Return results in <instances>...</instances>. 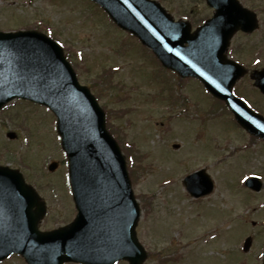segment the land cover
Segmentation results:
<instances>
[{
	"label": "rangeland",
	"instance_id": "374dc122",
	"mask_svg": "<svg viewBox=\"0 0 264 264\" xmlns=\"http://www.w3.org/2000/svg\"><path fill=\"white\" fill-rule=\"evenodd\" d=\"M157 1L174 19L187 16L194 26L212 15L203 0ZM240 2L248 8L264 6V0ZM22 29L52 31L69 54L80 83L107 112L106 123L128 157V175L141 209L137 237L149 254L144 264L260 263L264 145L244 138L230 113L198 82L179 81L160 69L146 49L88 0H0V30ZM243 40L234 39L231 47L239 58L243 52L236 51ZM248 83L246 78L239 80L237 92L264 108V96L253 91L252 97ZM0 118V164L22 171L45 199L49 213L41 229L70 222L75 210L52 114L17 100ZM9 131L17 133L16 140L6 137ZM245 140L248 148L242 147L247 146ZM52 160L59 166L50 173L46 167ZM199 169L210 175L214 190L195 200L182 180ZM251 173L263 176L259 193L244 187ZM247 236L252 245L242 253ZM0 264L24 261L12 256Z\"/></svg>",
	"mask_w": 264,
	"mask_h": 264
},
{
	"label": "water",
	"instance_id": "95a60500",
	"mask_svg": "<svg viewBox=\"0 0 264 264\" xmlns=\"http://www.w3.org/2000/svg\"><path fill=\"white\" fill-rule=\"evenodd\" d=\"M93 1L151 48L164 66L199 78L226 102L240 125L264 138V121L229 92L243 71L228 63L223 52L236 30L254 27L239 18L235 0H206L216 8L215 17L193 34L149 0ZM263 77L254 76L264 92ZM14 98L45 105L56 115L77 216L58 230L38 231L43 203L18 171L0 167V260L20 253L28 264H142L146 255L135 236L139 208L121 151L105 129L104 113L78 84L62 49L37 32L0 33V108ZM56 166L52 163L49 170ZM184 185L193 197L209 194L213 186L204 171L186 177ZM246 186L259 190L261 184L250 178ZM250 244L247 239L244 250Z\"/></svg>",
	"mask_w": 264,
	"mask_h": 264
},
{
	"label": "flooded vegetation",
	"instance_id": "af4514ba",
	"mask_svg": "<svg viewBox=\"0 0 264 264\" xmlns=\"http://www.w3.org/2000/svg\"><path fill=\"white\" fill-rule=\"evenodd\" d=\"M249 9L251 10V12H253V19L255 17V22H256L255 28H253L250 31H247L246 33L237 32L231 41V44L227 52V56L229 59L237 61L246 70V74L244 75L242 79L246 78L247 81H249L248 84L250 85V87L249 85L248 87L250 89L249 88L248 89H249V93H251L253 97V91L255 92H258V91L253 86V80L251 76L255 72L264 71V6L263 7L257 6L255 8H249ZM210 10H212V15L210 16L212 17L214 14V11L213 9H210ZM253 19H250L251 24H253ZM190 23L192 25V28L197 26V25L194 26V24H192L191 21ZM239 37L244 39L242 42L243 44H239L238 50L236 51V52L239 51L240 54L243 52V55L240 58L235 54V52L233 53V49L231 48L233 46L232 43L234 39L239 38ZM257 95H259V93H257ZM261 95L264 96L263 94ZM240 96L245 99V101L249 104V106L254 111L264 116L263 105L260 104L261 107L259 108L257 105L259 104V102H257L256 104L254 102L255 100L254 98H253V101H250L245 96L243 95H240ZM244 138H246L247 140L255 139L254 141L258 142L257 144L264 145V142L262 140L255 138L253 136H249L246 133H244ZM259 264H262V260L260 261Z\"/></svg>",
	"mask_w": 264,
	"mask_h": 264
}]
</instances>
